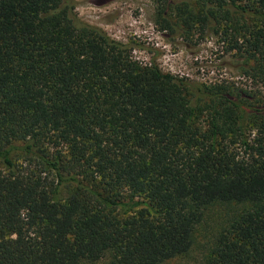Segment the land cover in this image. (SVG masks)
<instances>
[{"label": "trees", "instance_id": "trees-1", "mask_svg": "<svg viewBox=\"0 0 264 264\" xmlns=\"http://www.w3.org/2000/svg\"><path fill=\"white\" fill-rule=\"evenodd\" d=\"M264 89V0H152ZM82 22L75 0H0V264H162L205 211L248 208L203 264H264V93L194 84Z\"/></svg>", "mask_w": 264, "mask_h": 264}, {"label": "rangeland", "instance_id": "rangeland-1", "mask_svg": "<svg viewBox=\"0 0 264 264\" xmlns=\"http://www.w3.org/2000/svg\"><path fill=\"white\" fill-rule=\"evenodd\" d=\"M157 6L152 0H75L77 17L103 30L111 39L132 44L133 57L143 64L155 63L163 73L185 78L194 84L225 83L264 93L263 88L244 76L242 56L229 49L226 41L212 33L189 38L160 30ZM248 208L245 203H218L209 207L197 227L192 248L162 264H203L214 238L232 218ZM106 253L94 263L110 264Z\"/></svg>", "mask_w": 264, "mask_h": 264}]
</instances>
